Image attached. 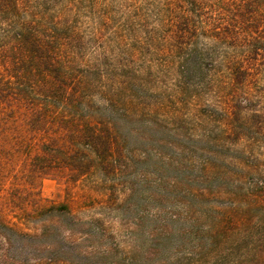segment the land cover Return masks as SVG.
I'll list each match as a JSON object with an SVG mask.
<instances>
[{
    "label": "trees",
    "instance_id": "trees-1",
    "mask_svg": "<svg viewBox=\"0 0 264 264\" xmlns=\"http://www.w3.org/2000/svg\"><path fill=\"white\" fill-rule=\"evenodd\" d=\"M84 1L95 8L97 0H0V264H118L115 245H88L102 230L41 194L46 179L75 185L96 171L114 175L125 160L113 106L100 105L92 94L83 53L91 42L103 46L110 8L102 5L97 19L89 11L94 24L88 37L79 20ZM150 2L147 17L156 21L147 23V41L179 60L180 77L218 64L219 48L247 50L227 63L241 85L252 72L247 64L264 61V0ZM249 184L251 192L229 193L246 202L211 210L208 245L222 235L247 240L264 228V181ZM153 217L158 223L147 234V264H170L163 249L169 227ZM132 256L133 264L141 263L138 247Z\"/></svg>",
    "mask_w": 264,
    "mask_h": 264
},
{
    "label": "rangeland",
    "instance_id": "rangeland-1",
    "mask_svg": "<svg viewBox=\"0 0 264 264\" xmlns=\"http://www.w3.org/2000/svg\"><path fill=\"white\" fill-rule=\"evenodd\" d=\"M150 3L79 5L88 37L94 24L89 11L97 19L102 5L110 8L103 46L91 42L83 53L85 73L95 85L92 94L100 105L113 106L125 160L116 174L96 171L75 185L46 179L42 197L67 203L75 217L102 230L100 239L88 245L100 250L115 245L118 264H133L137 247L140 264H147V234L158 223L153 216L169 227L163 249L170 264H264V228L254 229L247 240L222 235L210 246L207 232L212 209L230 211L247 201L229 193L251 192L249 181H264V61L247 64L252 72L241 85L227 63L247 50L219 48L223 59L218 64L180 77L179 60L147 41V23L154 27L156 21L147 17ZM97 63L100 70L92 71Z\"/></svg>",
    "mask_w": 264,
    "mask_h": 264
}]
</instances>
